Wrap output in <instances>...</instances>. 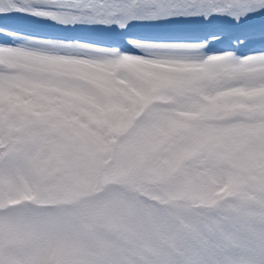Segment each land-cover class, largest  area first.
<instances>
[{
	"label": "snow or ice",
	"instance_id": "obj_1",
	"mask_svg": "<svg viewBox=\"0 0 264 264\" xmlns=\"http://www.w3.org/2000/svg\"><path fill=\"white\" fill-rule=\"evenodd\" d=\"M0 17V264H264V0Z\"/></svg>",
	"mask_w": 264,
	"mask_h": 264
},
{
	"label": "rangeland",
	"instance_id": "obj_2",
	"mask_svg": "<svg viewBox=\"0 0 264 264\" xmlns=\"http://www.w3.org/2000/svg\"><path fill=\"white\" fill-rule=\"evenodd\" d=\"M17 25V26H16ZM0 26H6L11 29H17V30H24L28 25L27 22L21 19H18L16 17H9L7 19L0 17ZM128 35H134V36H144L148 35L147 33L142 32H130ZM206 33L204 32H197V33H191V34H180L172 38H178V39H203L205 38ZM114 41V42H113ZM110 43L117 42L119 45L127 47L124 45V36L120 35L115 37L112 40H108ZM229 41L224 40L220 44L214 45L215 48H221V47H229ZM242 54V53H241ZM160 207H165V205H159Z\"/></svg>",
	"mask_w": 264,
	"mask_h": 264
}]
</instances>
